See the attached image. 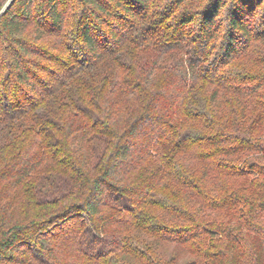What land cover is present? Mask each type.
I'll return each mask as SVG.
<instances>
[{
    "label": "trees",
    "instance_id": "16d2710c",
    "mask_svg": "<svg viewBox=\"0 0 264 264\" xmlns=\"http://www.w3.org/2000/svg\"><path fill=\"white\" fill-rule=\"evenodd\" d=\"M1 12L0 264H264V0Z\"/></svg>",
    "mask_w": 264,
    "mask_h": 264
},
{
    "label": "rangeland",
    "instance_id": "374dc122",
    "mask_svg": "<svg viewBox=\"0 0 264 264\" xmlns=\"http://www.w3.org/2000/svg\"><path fill=\"white\" fill-rule=\"evenodd\" d=\"M12 0H0V8L2 7V12L3 10L11 3ZM165 1L167 0H161V5H163V3H165ZM199 8V4H195L194 8ZM39 10L41 9L40 6L37 7ZM37 10V9H36ZM1 12V13H2ZM221 41V38H219L216 42V47L219 46ZM254 49L251 50V54L249 55H245L242 56L240 58H238V60L236 61L235 64H233L231 67H229V71H231V73H244L245 71H253V69H255V67L253 66V60L255 58L256 61L258 60L259 62L261 61L264 62V43H260V42H255L254 44ZM257 70V68L255 69ZM254 70V71H255ZM258 71V70H257ZM230 82L229 83H225V81H223L221 83V86H230ZM211 89V90H210ZM209 91H212V88L209 87ZM223 98H224V105L227 106L229 105V103H231V96L229 95L228 92H226L225 90H223Z\"/></svg>",
    "mask_w": 264,
    "mask_h": 264
}]
</instances>
